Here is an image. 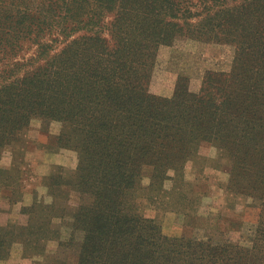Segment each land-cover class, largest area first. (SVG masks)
I'll return each instance as SVG.
<instances>
[{
  "label": "trees",
  "instance_id": "1",
  "mask_svg": "<svg viewBox=\"0 0 264 264\" xmlns=\"http://www.w3.org/2000/svg\"><path fill=\"white\" fill-rule=\"evenodd\" d=\"M229 1L0 0V154L31 117L58 122L59 148L77 156L68 185L80 195L68 211L65 181L52 174V203L26 209L25 226L0 228V260L19 242L25 257L41 258L33 264L71 256L76 264H264L262 197L249 248L195 240L167 248L155 221L125 202L137 159L175 176L201 139L231 159L234 176L247 158L246 176L260 177L242 180L243 189L264 195V0ZM179 38L235 45L245 72L229 82L207 75L198 93L180 76L171 97L151 94L158 50ZM237 129L245 139H234ZM66 219L71 233L61 240L54 225ZM49 240L58 241L53 255Z\"/></svg>",
  "mask_w": 264,
  "mask_h": 264
},
{
  "label": "rangeland",
  "instance_id": "2",
  "mask_svg": "<svg viewBox=\"0 0 264 264\" xmlns=\"http://www.w3.org/2000/svg\"><path fill=\"white\" fill-rule=\"evenodd\" d=\"M235 57L236 47L228 42L176 39L158 50L149 91L155 96L171 97L180 76L188 79L192 93L201 91L207 75L220 74L229 82L236 72H245L235 65ZM221 128L227 130L228 126L221 124ZM59 129L58 122L31 117L19 142L4 147L0 154V228L25 226L29 220L26 209L35 203H52L48 188L52 174L65 181L62 189L68 211L79 207L80 195L68 185L77 156L59 148L56 138ZM246 135L237 129L233 137L245 139ZM242 154L240 151L236 155ZM183 163L177 175L172 171L162 175L137 159L132 167L135 182L125 201L131 213L154 220L167 248L190 240L211 247L228 243L249 248L263 213L258 197L264 195L247 194L242 180L249 177L255 180L260 174L252 172L246 176L250 162L245 158L236 162L234 176L230 173L231 159L204 139L199 140ZM67 221H55L54 231L61 240L71 233ZM9 247V255L0 264H33L41 259L25 257L19 242H10ZM57 249V240L46 241L47 254L53 255ZM67 264H76L75 258L71 256Z\"/></svg>",
  "mask_w": 264,
  "mask_h": 264
}]
</instances>
